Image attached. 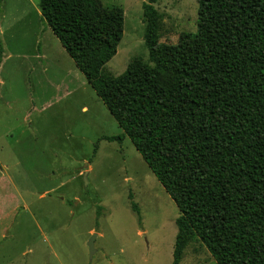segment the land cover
Wrapping results in <instances>:
<instances>
[{
  "label": "rangeland",
  "instance_id": "374dc122",
  "mask_svg": "<svg viewBox=\"0 0 264 264\" xmlns=\"http://www.w3.org/2000/svg\"><path fill=\"white\" fill-rule=\"evenodd\" d=\"M144 1L100 0L123 14L105 74L135 56L148 61ZM153 7L163 46L195 32V0ZM0 43V264H169L177 208L126 136L106 139L121 130L40 19L38 0H0ZM179 264L216 262L193 243Z\"/></svg>",
  "mask_w": 264,
  "mask_h": 264
},
{
  "label": "trees",
  "instance_id": "16d2710c",
  "mask_svg": "<svg viewBox=\"0 0 264 264\" xmlns=\"http://www.w3.org/2000/svg\"><path fill=\"white\" fill-rule=\"evenodd\" d=\"M155 1L141 4L148 61L116 76L102 67L122 35L119 7L38 10L119 126L106 139L126 136L174 202L169 264L194 238L216 264H264V0H195V32L171 47L158 41Z\"/></svg>",
  "mask_w": 264,
  "mask_h": 264
},
{
  "label": "water",
  "instance_id": "95a60500",
  "mask_svg": "<svg viewBox=\"0 0 264 264\" xmlns=\"http://www.w3.org/2000/svg\"><path fill=\"white\" fill-rule=\"evenodd\" d=\"M95 236V233H92L88 239V241L86 242L87 244V247H88V251H89V256L92 254L93 252V247H92V241H93V238Z\"/></svg>",
  "mask_w": 264,
  "mask_h": 264
},
{
  "label": "crops",
  "instance_id": "0c3cea01",
  "mask_svg": "<svg viewBox=\"0 0 264 264\" xmlns=\"http://www.w3.org/2000/svg\"><path fill=\"white\" fill-rule=\"evenodd\" d=\"M175 231H176V228H175ZM173 240H174V238H173ZM193 243L200 244V242H199L197 239L194 238V240H192L191 242H189L187 245H189V244H190V245H193ZM187 245H186V246H187ZM200 245H201V244H200ZM186 246H185V247H186ZM201 246H202V245H201ZM185 247H184V248H185ZM190 247H193V246H190ZM202 247H203V246H202ZM184 248H183V249H184ZM203 248H204V247H203ZM183 249H182V251H183ZM180 257H181V255H180ZM179 261H180V258H179L177 264H179Z\"/></svg>",
  "mask_w": 264,
  "mask_h": 264
}]
</instances>
